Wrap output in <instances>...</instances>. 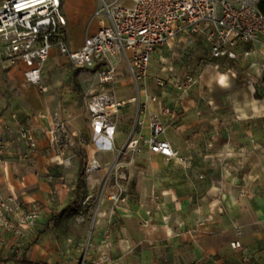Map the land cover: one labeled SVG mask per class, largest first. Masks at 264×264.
<instances>
[{
	"label": "crops",
	"instance_id": "1",
	"mask_svg": "<svg viewBox=\"0 0 264 264\" xmlns=\"http://www.w3.org/2000/svg\"><path fill=\"white\" fill-rule=\"evenodd\" d=\"M62 4L68 43L76 49L86 34L80 30L73 44L71 34L87 13L76 11L71 0ZM98 28L94 24L91 32ZM209 52L202 35L183 33L152 56L149 76L140 83L147 87L138 94L146 109L139 115L136 136L149 138L152 116L161 115L167 129L160 138L177 148L184 160H168L145 141L139 154H130L126 168L117 171L116 182L110 186L109 198L114 201L103 199L99 204L100 212L113 213L107 219L115 229L109 236L116 246L120 243L119 251L111 262L104 248L98 264H253L250 250L264 238V41L239 44L235 60L201 66ZM121 66L128 69L125 63ZM191 70L201 72V77L185 92L170 81L166 87L157 84L158 77L170 80ZM7 76L0 65V120L12 129L7 133L4 162H0V194L40 210L21 253L48 264H95L89 251L68 248L67 253H59L58 244L49 240L52 223L75 198L79 158L71 154V182L65 181L61 170L69 159L43 147L49 111L9 108L3 93ZM163 105L170 108L169 113H162ZM37 112L46 113L48 122L28 117ZM12 113L18 114V121ZM24 126L33 127L38 138V150L29 158L23 157L25 144L15 140ZM101 174L102 170L86 172V193H92L90 180ZM55 199L62 208L49 215L52 210L44 207L53 206ZM237 227H243L239 235ZM107 232L103 228L99 240L106 239ZM6 235L8 242L14 241L10 233ZM234 239H240L241 250L231 246ZM255 256V264H264V253Z\"/></svg>",
	"mask_w": 264,
	"mask_h": 264
},
{
	"label": "built area",
	"instance_id": "2",
	"mask_svg": "<svg viewBox=\"0 0 264 264\" xmlns=\"http://www.w3.org/2000/svg\"><path fill=\"white\" fill-rule=\"evenodd\" d=\"M67 24L62 0H3L0 3V63L4 67L22 65L25 81L46 92L43 70L55 48L76 67L95 68L105 83L114 80L121 64L125 63L133 79L140 84L149 76L155 51L183 33L202 35L207 42L210 52L208 57L201 59V66L235 60L239 44L264 41V12L257 0H131L130 4L116 6L108 21L96 31L87 33L76 49L69 46ZM262 70L264 72V63ZM200 77L201 72L191 70L170 80L158 77L157 84L166 87L170 81L179 91L185 92ZM169 112L170 108L163 105L162 113ZM33 116L46 123L49 119L44 112L28 117ZM11 117L19 120L17 113H12ZM150 127L149 138L141 135L131 138L129 147L134 154L141 152L142 141H145L152 151L168 160H184L177 148L160 138L167 129L161 115L152 116ZM62 130H65L64 122L57 121L48 132L53 134L54 140L56 131ZM11 131L10 125L0 120L1 163L9 146L7 133ZM15 140L25 144L24 158L32 157L38 150V138L31 126L18 130ZM39 214L37 206L30 207L0 194L1 264H21L16 259H3L11 254L21 256ZM7 233L12 235L13 242L7 241ZM231 245L242 247L240 240H233Z\"/></svg>",
	"mask_w": 264,
	"mask_h": 264
},
{
	"label": "rangeland",
	"instance_id": "3",
	"mask_svg": "<svg viewBox=\"0 0 264 264\" xmlns=\"http://www.w3.org/2000/svg\"><path fill=\"white\" fill-rule=\"evenodd\" d=\"M2 1L0 0V3ZM97 2L95 13L85 16V19L83 17L79 19L76 31L71 34V44L79 38L80 30L84 34L91 32L94 24L98 23L100 26L108 21L110 13L116 6L130 3L127 0ZM155 64L158 62L155 61ZM0 65L3 72L8 75L3 93L9 108L32 111L47 109L50 114L49 130L54 128L57 121L64 122L65 130L56 131L54 140L51 132L42 137L45 150L50 149L51 154L55 152L53 154L69 159L67 168L61 170L64 180L71 182L73 153L78 155L79 166L81 158H88L86 172L102 170L101 175L90 180L92 193H86L79 210H69L55 219L49 228V240L58 244L59 253H67L68 248L79 250L81 253L89 251L95 261H99L102 252H105L104 248H107V258L114 262V253L119 251L120 243L116 246L109 236L115 230L111 227L112 222L107 221L113 217V213L107 209L100 212L99 204L103 199L114 201L109 198V192L112 190L110 186L116 182L117 171L126 168V163L133 152L129 148V142L138 133L140 129L138 118L146 109V104L139 100L138 94L140 90L147 88L146 85L141 87L142 84L135 81L124 66L120 67L114 80L102 82L98 71L79 72V67L71 63L59 50L44 66L43 79L44 84L48 86L47 92H42L39 86L25 81L22 65L13 67H4L1 63ZM32 88L36 90L37 95ZM71 139L75 143L73 146ZM93 151L92 164L96 165L94 168L93 165H89ZM54 203L53 206L44 207L52 210L47 212L49 215L56 214L62 208V205H58L57 199ZM103 228L110 232H107L106 239L103 237V240H99L103 236L100 235ZM242 228L237 227L238 235ZM255 244L258 247L255 248L254 245L250 250L253 264L254 261L257 262L255 255L259 252L264 253V238ZM114 247L117 250L112 252L111 249ZM236 249L241 250L242 247Z\"/></svg>",
	"mask_w": 264,
	"mask_h": 264
},
{
	"label": "trees",
	"instance_id": "4",
	"mask_svg": "<svg viewBox=\"0 0 264 264\" xmlns=\"http://www.w3.org/2000/svg\"><path fill=\"white\" fill-rule=\"evenodd\" d=\"M258 6L259 8L264 12V0H260L258 2ZM79 70H92L95 71L96 69H88V68H78ZM86 163H87V158L83 157L80 160V170H79V174H78V180H77V184H76V189H75V198L73 200H71L67 206H65L60 212L59 215H62L64 213H66L67 211H76L79 210L80 208V202L82 200V198L86 195V184H85V177H86V172H85V167H86ZM16 259L19 263H27V264H48L45 262H37V261H32L28 258L25 257L24 254H22L20 257H16V255L11 254L8 258L3 259V260H13Z\"/></svg>",
	"mask_w": 264,
	"mask_h": 264
},
{
	"label": "bare ground",
	"instance_id": "5",
	"mask_svg": "<svg viewBox=\"0 0 264 264\" xmlns=\"http://www.w3.org/2000/svg\"><path fill=\"white\" fill-rule=\"evenodd\" d=\"M71 6L76 11H79L81 13L86 12L87 15L93 14L96 12V8L98 7V2L97 0H71ZM97 18H95L96 20ZM94 153V151H93ZM93 165L92 167L94 168L96 165Z\"/></svg>",
	"mask_w": 264,
	"mask_h": 264
}]
</instances>
